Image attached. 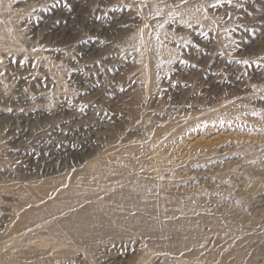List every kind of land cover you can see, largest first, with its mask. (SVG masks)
Segmentation results:
<instances>
[{"label": "rangeland", "instance_id": "obj_1", "mask_svg": "<svg viewBox=\"0 0 264 264\" xmlns=\"http://www.w3.org/2000/svg\"><path fill=\"white\" fill-rule=\"evenodd\" d=\"M0 264H264V0H0Z\"/></svg>", "mask_w": 264, "mask_h": 264}, {"label": "bare ground", "instance_id": "obj_2", "mask_svg": "<svg viewBox=\"0 0 264 264\" xmlns=\"http://www.w3.org/2000/svg\"><path fill=\"white\" fill-rule=\"evenodd\" d=\"M256 187V186H255ZM257 188V187H256ZM262 190V189H261ZM255 192V191H254ZM255 194V193H254ZM181 235V234H180ZM185 234L182 235V237L184 236ZM185 237V236H184Z\"/></svg>", "mask_w": 264, "mask_h": 264}]
</instances>
